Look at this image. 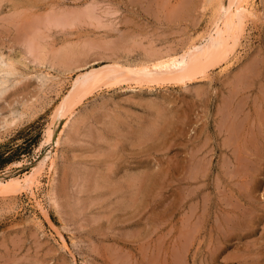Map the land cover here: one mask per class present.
I'll use <instances>...</instances> for the list:
<instances>
[{
    "label": "rangeland",
    "instance_id": "1",
    "mask_svg": "<svg viewBox=\"0 0 264 264\" xmlns=\"http://www.w3.org/2000/svg\"><path fill=\"white\" fill-rule=\"evenodd\" d=\"M219 1L0 0V183L53 160L0 191V264H264V0L203 77L101 85L45 134L77 76L185 54Z\"/></svg>",
    "mask_w": 264,
    "mask_h": 264
},
{
    "label": "bare ground",
    "instance_id": "2",
    "mask_svg": "<svg viewBox=\"0 0 264 264\" xmlns=\"http://www.w3.org/2000/svg\"><path fill=\"white\" fill-rule=\"evenodd\" d=\"M216 13L219 14L218 21L215 24L212 33H210L199 44L195 45L188 52H186L185 54L181 56L167 57V58L161 57L156 60L144 62L143 64H140V65H134L133 67L121 65L118 62H113L106 66L100 67L99 69L97 68H94L92 70L90 69V71L84 74L82 73V75L80 74L79 76H77V78L73 80L72 82V84H74L72 89L69 91L67 96L64 97L62 101H60L61 103L57 106L55 110V115H54L55 117H53L54 118L53 122H51L50 127H48L45 133L48 141H50L54 147L59 143L60 141L59 138H61L60 134L63 131L62 126L64 128L66 124L68 123V119L72 113L71 109L73 108V105L79 102L81 97L89 93L94 88H97L101 85H109V84L112 85V84H116L119 82L121 83L122 81H127V82L135 81L136 83H139V85L143 83L159 85L161 84V82H164V81H167V82L175 81L174 83L179 82V83L185 84L186 81H190L194 79L195 77L196 78L200 76L203 77L207 73V70L210 68V66L213 65L215 62L226 60L228 56L230 55L231 51L239 43V40L241 39L244 28H245L247 17L252 14V11L250 10L249 6L245 3V0H228V2L224 0H220L218 2ZM5 63L6 62H4V64ZM5 71L7 72V70ZM41 74L42 73L40 72V75ZM239 77L240 76L238 74V80H240ZM6 78H8V76ZM44 80L46 79L44 78ZM1 81H2V78H1ZM43 82H46V81H43ZM7 83L8 82H6V84ZM2 84H4V82H2ZM7 86H9V84ZM236 88H239V87H236ZM231 95H232V92H231ZM226 104L228 105V103ZM15 114L13 116H15ZM4 123L5 122L3 120V124ZM60 125L62 126L60 127ZM51 155H52V151L49 150V152L45 156H43L41 160L39 159L38 163L35 165L34 167L35 172L26 177L24 176L23 177L24 179L22 180L12 179V181L6 182L5 184L1 182L0 191H4L5 188L11 187V186L16 187L17 189L26 188V191H28L34 197L35 188L37 187V181L39 180L37 179V177H34V175L37 172H39L46 164H48L51 167V165L53 164ZM196 164L197 163H195V167H196ZM194 170L192 171V168H191V171L193 173H194ZM182 178H184V176H182Z\"/></svg>",
    "mask_w": 264,
    "mask_h": 264
}]
</instances>
